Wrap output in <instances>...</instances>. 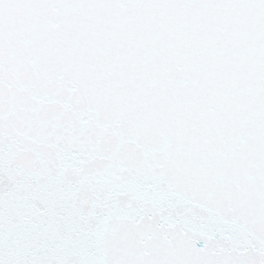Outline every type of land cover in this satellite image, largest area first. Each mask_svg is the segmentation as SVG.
Masks as SVG:
<instances>
[{"label": "snow or ice", "instance_id": "6c2138e0", "mask_svg": "<svg viewBox=\"0 0 264 264\" xmlns=\"http://www.w3.org/2000/svg\"><path fill=\"white\" fill-rule=\"evenodd\" d=\"M0 264H264V0H0Z\"/></svg>", "mask_w": 264, "mask_h": 264}]
</instances>
